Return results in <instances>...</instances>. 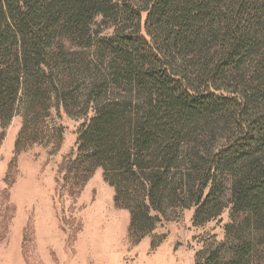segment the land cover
Instances as JSON below:
<instances>
[{
	"label": "trees",
	"instance_id": "1",
	"mask_svg": "<svg viewBox=\"0 0 264 264\" xmlns=\"http://www.w3.org/2000/svg\"><path fill=\"white\" fill-rule=\"evenodd\" d=\"M53 106L86 117L71 171L103 168L137 240L170 195L201 224L227 192L264 236V0H0V123Z\"/></svg>",
	"mask_w": 264,
	"mask_h": 264
},
{
	"label": "rangeland",
	"instance_id": "2",
	"mask_svg": "<svg viewBox=\"0 0 264 264\" xmlns=\"http://www.w3.org/2000/svg\"><path fill=\"white\" fill-rule=\"evenodd\" d=\"M82 114L53 106L37 126L24 110L0 123V264H205L213 254L229 264L246 239L252 250L240 264H264V236L233 215L230 192L222 212L201 224L195 207L170 195L137 240L103 168L79 165L89 177L81 183L71 171Z\"/></svg>",
	"mask_w": 264,
	"mask_h": 264
}]
</instances>
